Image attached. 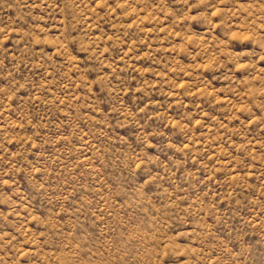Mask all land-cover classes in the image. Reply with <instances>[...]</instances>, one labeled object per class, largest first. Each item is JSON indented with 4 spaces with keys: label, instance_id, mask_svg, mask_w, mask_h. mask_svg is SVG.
I'll use <instances>...</instances> for the list:
<instances>
[{
    "label": "rangeland",
    "instance_id": "374dc122",
    "mask_svg": "<svg viewBox=\"0 0 264 264\" xmlns=\"http://www.w3.org/2000/svg\"><path fill=\"white\" fill-rule=\"evenodd\" d=\"M0 264H264V0H0Z\"/></svg>",
    "mask_w": 264,
    "mask_h": 264
}]
</instances>
